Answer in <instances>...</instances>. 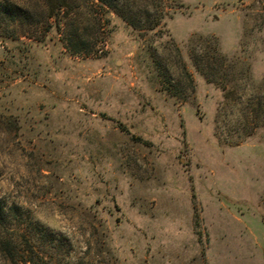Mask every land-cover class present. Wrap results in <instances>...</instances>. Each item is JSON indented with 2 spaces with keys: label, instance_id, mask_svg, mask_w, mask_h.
I'll return each mask as SVG.
<instances>
[{
  "label": "rangeland",
  "instance_id": "obj_1",
  "mask_svg": "<svg viewBox=\"0 0 264 264\" xmlns=\"http://www.w3.org/2000/svg\"><path fill=\"white\" fill-rule=\"evenodd\" d=\"M68 1L0 0V264H264V0Z\"/></svg>",
  "mask_w": 264,
  "mask_h": 264
},
{
  "label": "trees",
  "instance_id": "obj_2",
  "mask_svg": "<svg viewBox=\"0 0 264 264\" xmlns=\"http://www.w3.org/2000/svg\"><path fill=\"white\" fill-rule=\"evenodd\" d=\"M44 1L47 2L48 4V8H49L48 17H51V18L54 17L56 20L55 24L60 27L62 24L61 20L64 17L62 12L66 7H68L69 1L68 0H44ZM0 12H2L1 8H0ZM15 209H17L16 205L6 206L3 204H0V214L10 215V213H12ZM23 236L26 238V241L29 244V249H25L24 251L25 254L28 255V250H30L32 253H35V249H34L35 245L30 243L29 241L30 239H28L25 234H23ZM10 239H11V236L9 237V236L3 235V237H1L0 243L3 244L4 246L6 243L9 242ZM25 261H28V259H26Z\"/></svg>",
  "mask_w": 264,
  "mask_h": 264
}]
</instances>
